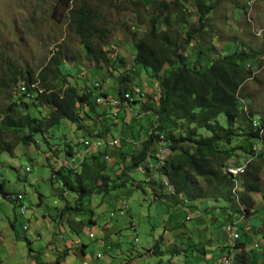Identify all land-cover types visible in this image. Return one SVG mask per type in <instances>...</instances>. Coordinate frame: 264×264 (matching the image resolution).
I'll return each instance as SVG.
<instances>
[{"label": "rangeland", "instance_id": "obj_1", "mask_svg": "<svg viewBox=\"0 0 264 264\" xmlns=\"http://www.w3.org/2000/svg\"><path fill=\"white\" fill-rule=\"evenodd\" d=\"M66 1L70 6L66 5ZM121 1L129 6L130 1L135 0ZM143 1L148 4L151 0ZM193 1L166 0L170 5L167 11L173 12V9H180L191 18L196 15ZM208 1L215 7L204 28L207 38L204 42L208 44V41L210 42L214 36L217 40L214 42V47L209 44L208 47L211 48L206 54L203 53V57L207 60L204 59L201 62L202 69L209 66L212 60L215 61L222 55L231 54L237 47L243 46L251 54L259 55L254 62L253 70L255 72L250 76L251 78L245 81L240 97L246 106V111H251L255 120L260 119L264 123V0ZM81 2H85L88 8L94 12L97 26H106L110 29V33L103 39L104 47L108 50L110 58L116 55L114 60H111L112 65L110 66L103 65L102 68L87 59L79 37L75 34L68 18L60 15L70 9L78 8ZM115 5L112 0H0V107L11 101L7 100L9 94L15 93L10 90L9 81L15 77L19 83L22 81L17 73L30 71L37 75L58 51L61 52L64 60L63 67H65L66 75V77L58 79V82L61 84L71 82L72 85L77 86L81 93L89 89L93 95H102L106 91L109 95L106 97L107 100H120L118 76L110 77L109 71L116 70L115 74H117V72H122L132 66L129 58L119 57L120 49H124L121 44L125 40H133V32H136L138 37L141 36L148 28L149 23L145 17L141 24L137 23L133 13L123 12L121 7ZM162 9L161 0H158L155 4L140 6L139 11L141 15L153 16L159 14ZM123 20H127L130 25V32H127L122 24ZM189 29L197 30L196 22H190L187 25V30ZM127 44L125 52L129 51L130 56L134 55L136 52L134 43ZM197 46L199 44L193 41L191 49L197 52L199 51L196 49ZM192 50L184 51L188 63L191 65L197 60L196 56L192 57L189 52ZM125 60L128 61V64H125ZM113 61L121 67L114 69ZM128 70L136 71L135 79L124 87L128 91L140 90L146 94L149 90L147 86L149 82L153 84V80L141 70L136 68ZM140 71L143 74H140ZM150 90L151 95L146 94V105H150L149 97L153 98L154 104L159 98V88H150ZM155 98L157 99L155 100ZM123 106L124 102L122 105L112 106V108L110 105L103 104L98 106V110L101 112L107 109L106 112L110 115L111 112H116ZM39 109L41 114L34 109L33 113L37 116H46L51 107L44 106ZM116 114H118V118L110 121L113 128L104 139L114 138L120 142L121 139L123 141L118 148L107 152L110 155L109 166L117 173L116 175L119 172H126V184L124 187L115 188L108 195L94 194L84 198L81 206L77 203L78 197L75 194L66 193L65 199L58 196V192L61 191V183L53 180L52 170L68 165L61 161L74 158L78 162H69V166L76 168L79 163L78 157H81L85 151L93 150L86 148L83 142L86 139H95L96 133H98L96 129L103 128L106 124L104 120H97L96 114L90 112L93 119H96V129L92 127L90 119L86 118L84 112L80 111V115L86 119L83 124L90 126L79 129L76 124L62 121L53 129V133L47 137V141L42 136L36 135V143L31 145L20 143L13 155L7 153L0 155V184L7 194H10L5 197L0 192V264H33L34 261L47 264L49 256L56 255V252L49 247L50 242L54 246L64 247L61 239L63 235L60 233L61 224L69 230V222L61 223L59 216L51 222L48 221L50 218H48V214L53 216L52 211L54 212L59 206L70 207V213L80 219L93 217L97 226L95 231L92 228L90 230L96 237L91 239L84 234L79 237L73 233L72 238H80L84 244L89 246V249L93 250V253L99 252L106 258L117 256L118 249L111 246L112 250L109 251L99 246V241L104 238L101 228L105 227L111 228L112 243H120L124 247L123 251L124 249L132 251L133 246L154 249L157 245L161 251H166L167 246L163 244L166 235L168 234V237L173 240L172 234L166 232L165 227L169 226L170 220L177 226L176 230L180 234L187 233L191 239L193 238L191 229L197 223L193 210L192 213L186 214L183 206L177 207L176 205L168 209L164 203L157 201L153 192L154 188L159 187L163 182L162 177L152 167L156 157L163 159L168 155L169 152L164 148V144L156 143L151 148L144 165H140L132 171L125 169L130 165L131 157L140 151L142 143L147 139L155 124L156 115L152 110L144 109L140 103L133 104L131 108L124 107ZM224 121V116H221L220 122L224 123ZM200 132L204 136L208 135L203 130ZM242 140L244 141L242 147L248 146L246 138ZM260 149L261 147H258L256 151H260ZM65 151L71 152L72 155L67 156ZM251 161V156L238 149L234 152V156L228 160V164L233 168L237 163L244 167ZM149 166L151 169L147 171ZM239 178L238 185H235V190L238 187L237 191H241ZM258 186L260 190L252 195L250 216H244L242 220L249 228L252 227L250 239L246 241L248 242L247 251L252 256L260 257V261L255 264H259V262L264 264V232L262 228L264 221V169L260 172ZM19 194L23 196L21 203L27 209L26 214H21L20 203L12 199L19 197ZM183 205L185 206V204ZM220 206L221 204L208 201L207 211H212L213 215L208 219L210 222L207 221L202 226L203 231L200 235L201 248H206L210 264L218 262V256L214 257L217 247L229 244L226 231L228 222L220 221L219 217L223 218L224 216ZM77 207H81L82 210L75 211ZM122 207L127 208H124L121 213ZM241 208L243 209V207ZM234 210L236 207L232 206L227 211V214L230 215L228 218H231L230 221H239L240 215ZM207 211L205 212L207 213ZM187 215L191 217V220L185 219ZM37 221H40L39 225L36 223ZM240 222L234 225V231L242 233L244 226L243 229L241 226L244 224ZM24 225L29 226L33 231L38 230L41 239H38L36 234L29 235L28 233L26 235L22 232L21 227ZM243 236L245 237V235ZM181 243L187 244L181 237L176 240L174 238L173 244ZM258 243L259 246L256 247ZM177 256L181 259L183 257L182 255ZM169 257H171L170 254ZM78 259L79 257L71 255L67 261L68 264H76ZM157 260L158 256L155 255L151 261L147 260L142 264H156ZM229 264H233V259H229Z\"/></svg>", "mask_w": 264, "mask_h": 264}, {"label": "trees", "instance_id": "obj_2", "mask_svg": "<svg viewBox=\"0 0 264 264\" xmlns=\"http://www.w3.org/2000/svg\"><path fill=\"white\" fill-rule=\"evenodd\" d=\"M112 1L123 12L135 14L137 23L141 24L144 17L147 19L149 26L141 36L133 32L136 52L131 56V61L133 68L144 70L151 80L158 83L159 88L156 104L149 97L150 105L135 101L129 106L131 108L133 104L140 103L144 109L152 110L156 118L140 151L131 157L130 165L125 169L132 171L144 165L151 148L156 143H163L169 153L163 159L156 157L152 168L166 179L173 194L155 195L156 199L166 198L172 202H175L176 197H182L186 202L208 200L221 204L220 209L227 217L230 216L227 211L232 206L236 207L234 211L240 215L238 220L250 216L252 195L260 190L259 175L264 169V123L257 119L260 127H253L251 121L254 114L246 111L240 93L245 81L253 74L247 64L254 65L259 55L251 54L243 46L237 47L231 54L222 55L202 69L201 62L206 59L203 57L204 52H194L191 47L193 41L202 46L207 39L204 28L215 7L208 0L193 1L197 30H187V25L193 21L184 11H167L170 5L166 0H161L163 9L160 13L153 16L148 14L150 18L139 11L140 6L146 5L143 0L130 1L129 6L121 0ZM157 1L153 0V3ZM65 3L70 6L67 1ZM60 15L68 18L87 59L102 68L103 65H112L103 42L110 29L96 25V15L85 2ZM126 26L129 28L130 25ZM186 49L192 50L189 52L197 58L193 65L188 63L184 54ZM63 62L58 51L37 75L21 71L17 73L22 78L20 83L16 77L9 81L8 86L15 93L9 94L7 100L11 101L0 107V155H13L20 143H36V135L47 141V137L62 121L76 124L79 129L90 126L83 124L86 119L80 115V111L90 119L94 129L97 128L96 119L90 112L97 115V120L106 122L103 128L96 129L98 133L95 139H104L111 132L113 125L110 121L117 119L118 114L109 112V115L107 110L99 112L96 95L89 89L81 93L71 82H58V79L66 77ZM118 78L119 106L125 101L126 93L134 92L124 87L131 84L134 78L124 71L120 72ZM20 86L25 87V90L21 91ZM102 96L108 99L106 93H102ZM44 106L51 107L46 116L33 113L34 109L41 114L39 108ZM221 116H224V123L220 122ZM200 130L208 135L204 136ZM243 138L248 141L246 147H242ZM258 147H261L260 151H256ZM238 149L251 156L252 161L244 167L236 164L235 168L242 167L244 171L236 178L228 172L231 168L235 169L229 166L228 160ZM97 151L100 152L89 154L85 151L84 154L89 155H84L76 168L65 165L52 170L53 180L61 183V191L58 192L61 199H65L66 193L75 194L81 206L84 198L94 194L108 195L115 188L125 186L126 172L116 175L103 157V150ZM65 154L72 155L69 151H65ZM147 168L149 171L151 166ZM238 178L241 191H237L238 187L235 190ZM2 189L0 184V192L6 197L8 194ZM81 210V207H77L75 211ZM70 211V207H65L62 214ZM262 228L264 232V221ZM156 249L157 246L153 251ZM246 257V253L239 254L237 262L246 264ZM63 258L58 257L53 264H60Z\"/></svg>", "mask_w": 264, "mask_h": 264}, {"label": "crops", "instance_id": "obj_3", "mask_svg": "<svg viewBox=\"0 0 264 264\" xmlns=\"http://www.w3.org/2000/svg\"><path fill=\"white\" fill-rule=\"evenodd\" d=\"M145 4L149 6L150 4H153V0H151L148 4H147V2H145ZM191 19L193 22H196L195 16L191 17ZM132 21H133V19L131 17V22ZM122 24H124L125 28L127 29V32H130V28H128L126 26V25H129L127 23V20H123ZM133 29H134V27L132 28V30ZM215 40H217L216 36H214L212 39H210V42L208 41V44H204L202 46H197L196 49H199V51H203L206 53L208 51V49L211 48V47H208L209 44H210V46L214 47ZM130 42H133V40H129V41L125 40L124 43L121 44V46H123L124 49L123 48L120 49V56H119L120 58H129L131 60L130 52L129 51L125 52V49L127 50V46H128L127 43H130ZM115 57H116V55L114 57H112L113 59L111 58V60H114ZM113 62H115V61H113ZM126 63L128 64L127 60H125V64ZM93 65H95V64H93ZM114 67L118 68L121 66H119L118 63H115ZM132 68H133V66H129L124 71L127 72L128 74H130L135 79L136 71H134V70L129 71L128 70V69H132ZM138 70H140V69H138ZM141 71L145 72L143 70H141ZM142 72L140 74H143ZM115 73H116V70L109 71L110 77H117L120 74V72H117V74H115ZM146 75H147V73H146ZM117 79H119V78L117 77ZM145 86H147V84H145ZM147 88L149 90L146 92V94L151 95L150 88H154V89L158 88V83L153 81V84H151V82H149V85L147 86ZM105 93L107 94L106 91H105ZM156 99L157 98H155V100ZM124 110H126V109H124ZM89 152H95L96 153V152H100V151L91 150V151H88V153ZM84 153L85 152H83V155L81 157L80 156L78 157L79 161L84 156ZM61 162L67 163L69 165V162L70 163H76L78 161L75 158L74 160H70V161L69 160H67V161L63 160ZM61 162H59V163H61ZM160 177H162L163 182L159 187L154 188V190H153L154 195H161V196L172 195L173 194L172 188L167 185L166 179L163 176H160ZM2 190L4 193H7L4 189H2ZM174 200H175V202L169 201L166 198H158L157 199V201L164 203L165 207L168 209L171 206L176 205L177 207L183 206V210L186 214L192 213V210H193V212L195 213V217H196L195 219H196L197 223L191 229V233H192V237L195 239H193V238L191 239V236H189L187 233H184V234L181 233L180 234V232H178V230H176L177 226H175V224L173 222H171V220H170L169 226H165V227H166V232L168 231V233L172 234L171 236H173V240H171L168 237V234L166 235V240L163 241V244L165 246H167L166 251H161L159 249L158 245H157L158 249L156 251H153L152 248H139L137 246H133L134 249L132 251L125 250V249L123 251L122 248H124V247L120 243H116V244L112 243V240H111L112 230H111V228H109V227L101 228L104 232V238H102V240L99 241V246H101L103 249H107L109 251L112 250L111 246L116 247V249H118V251L116 252L117 256H115L114 258L113 257L112 258H110V257L106 258L105 255H103L99 252L93 253V250L89 249V246L84 244L80 238H74V239L72 238V234L75 233L79 237L81 236V234H84L86 237L88 236L89 238L94 239L96 237V235L93 234L90 229L92 228V229H94L93 231H95L96 226H97V222L93 219V217L80 219L76 215L73 216V214L70 212L62 214L61 210L64 207L59 206V208H56V210H54V212L52 211L53 216H51V214L50 215L48 214V218L50 217L48 219V221L51 222L53 219H55L56 217L59 216L61 223L65 222V221L69 222V227H68L69 230H67L66 227L63 224H61L60 233L63 235L61 239L63 241L64 247H62L61 245L60 246H54L50 242L49 247L52 249V251L56 252V255H54V256L50 255L49 256V262L47 264H53L57 260L58 257H64L63 260L60 262V264H68L67 260L70 259L71 255L75 256V257H79V259H78L79 261L75 262L76 264H142L143 262H145L147 260L151 261V258L155 255L158 256V260H157L156 264H210V262L208 260V253L206 251V248H204V247L201 248L202 244L200 242V235H201V232L203 231L202 226H204V224L208 221L210 216L213 215L212 211H209V212L207 211L209 208L208 207V200H198V201H194V202H186L182 197H176V198H174ZM183 204H185V206ZM123 209H124V207L121 208V213H122ZM205 211H207V213ZM24 214H26V213H24ZM185 219L191 220V217H189L187 215ZM219 219H220V221L226 220V222H228V225H230V224H236L237 225V222H239V221H241L240 223L244 224L242 218L239 221H233V223H232L229 220V218L225 215V213H224L223 218L220 216ZM208 222H210V221H208ZM36 223L39 225L40 221H37ZM243 226H244V229H243ZM241 227H242L243 231L241 233V238L237 241V243L233 242V240L231 239V237L228 233L229 244L224 246V247H220V246L217 247V252H216V254H214L215 258H216V256H218L217 257V260H218L217 264H221V258L224 255H230V258L233 259L234 264H242V263L237 262V256L241 253H246V255H247V257L245 259L247 261L246 264H252V263L255 264L256 262L260 261L259 260L260 257L252 256L247 251V243L248 242H246V241L250 239L252 227L249 228L248 225H245V224L242 225ZM237 230L239 231V229H237ZM21 231L24 232L26 235L28 233H29V235L36 234L38 239H41L39 231L38 230L33 231L27 225L22 226ZM215 231H217V230H215ZM180 235H182V236H180ZM243 235H245V237ZM179 237H181L183 241H186L187 244H185V243H181L179 245L173 244L174 238L176 240ZM184 245H187V246H184ZM165 253H167L168 255L165 256L164 255ZM45 254H48V253H45ZM169 254L171 255V257H169ZM177 255H182L183 256L182 259L179 258ZM33 264H42V263H40L38 261H34ZM259 264H261V263L259 262Z\"/></svg>", "mask_w": 264, "mask_h": 264}, {"label": "built area", "instance_id": "obj_4", "mask_svg": "<svg viewBox=\"0 0 264 264\" xmlns=\"http://www.w3.org/2000/svg\"><path fill=\"white\" fill-rule=\"evenodd\" d=\"M19 89H21V91H22V90H25V87L20 86ZM19 94H21V92H19ZM146 98H147L146 94L140 90L134 91L133 93H126L124 106L119 108V110H117L116 112H111V114L116 115V113H118V111H120L122 108L129 107L135 101L145 102ZM95 100H96V103L100 106H102L103 104H108V103H105V97H103L102 95H96ZM254 121H255V119H254ZM87 143H97L99 150H103V157L108 161L110 160V155L107 151L118 148L121 145L120 140L114 139V138L109 139V140H105L102 138L84 140L83 144H87ZM74 159H72V160H74ZM228 172L231 173L233 175V177H238V175L241 173V169L237 168L235 170H230ZM13 200L20 203L19 204L20 205V212H21V214H24L27 209L21 203V201L23 200V196L21 194H19V197H13ZM124 208H127V207H124ZM234 225L235 224H230L231 229L233 231V237H237L240 239L241 233L234 231ZM229 259H230V255H224L221 258V264H229Z\"/></svg>", "mask_w": 264, "mask_h": 264}, {"label": "bare ground", "instance_id": "obj_5", "mask_svg": "<svg viewBox=\"0 0 264 264\" xmlns=\"http://www.w3.org/2000/svg\"><path fill=\"white\" fill-rule=\"evenodd\" d=\"M247 66H248V68L250 69V68H252V71H253V73L255 72L254 70H253V68H254V65H250V64H247ZM260 67V66H259ZM97 86H99L98 84H97ZM105 103H108V104H106V105H110L111 106V108H112V106H114V107H118V104L120 103L119 101H118V99H115V100H107V99H105ZM252 122V124H253V127H260V124H259V122L258 121H254V119L251 121ZM86 148H88V149H93V150H98L99 149V147H98V144L97 143H87V144H83ZM235 169H237V168H235ZM235 169H230V170H235ZM238 169H241V171H243L242 170V168L241 167H239ZM229 170V171H230ZM237 178V177H236ZM13 199V198H12ZM227 232L229 233V235H230V237H231V239L233 240V242L234 243H237V241L239 240V238H237V237H233V231H232V229H231V226L230 225H228L227 226ZM257 246H259V243H258V245H256V247Z\"/></svg>", "mask_w": 264, "mask_h": 264}, {"label": "clouds", "instance_id": "obj_6", "mask_svg": "<svg viewBox=\"0 0 264 264\" xmlns=\"http://www.w3.org/2000/svg\"><path fill=\"white\" fill-rule=\"evenodd\" d=\"M8 195H10V194H8ZM8 195H7V196H8ZM7 196H6V197H7Z\"/></svg>", "mask_w": 264, "mask_h": 264}]
</instances>
